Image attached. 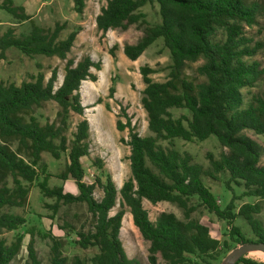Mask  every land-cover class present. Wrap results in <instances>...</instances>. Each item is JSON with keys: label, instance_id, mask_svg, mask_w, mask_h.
<instances>
[{"label": "trees", "instance_id": "trees-1", "mask_svg": "<svg viewBox=\"0 0 264 264\" xmlns=\"http://www.w3.org/2000/svg\"><path fill=\"white\" fill-rule=\"evenodd\" d=\"M87 0H73L74 9L83 14ZM158 4L161 21L150 24L142 8ZM0 8L18 21H32L28 33L17 36L9 27L0 33V58H5L14 47L33 57L57 56L66 60L62 83L57 86L58 68L51 75L39 71L32 80L20 85L0 81V229L13 231L25 225L24 215L7 210L28 204L31 186L38 182L41 192L55 203L50 205L54 213L61 204L85 203L95 219L88 231L81 230L78 243L83 248L97 247L90 259L74 256L68 263L63 253V243L52 233H44L52 239L51 264H140L129 258L120 234L129 207L135 226L150 242V264H219L222 254L230 250L228 241L211 236L208 226L192 218L195 210L190 205L197 197L206 208L227 220L230 235L237 243H264V225L255 215L261 211L258 203H244L235 212L236 197L222 207L217 197L205 184L204 176L217 179L221 173L229 175L226 184L243 187V194L264 199V164H261L264 148L247 135V130L264 135V67L259 61L248 62L264 48V41H255L245 33V26L258 23L260 4L250 0H108L96 17V26L102 34L109 30L127 29L133 24L145 26L143 36L136 43H126L124 54L137 60L156 40L162 38L170 52L171 63L165 81H155L151 74L155 69L143 65L140 72L145 83L142 105L147 113L149 135L136 131L132 118L124 111L126 121L118 119V130H129L126 143L130 146L131 176L118 191L111 175L106 181L97 177L85 181L82 158L90 156V123L84 117L81 84L85 80L96 81L92 68L101 70V61L85 55L79 61L68 54L77 39L79 29L61 38L65 23L56 22L53 28H44L33 21L24 5L13 0H3ZM218 29L225 37L216 38ZM110 54L115 56L114 47ZM203 59L197 68L201 80L192 79L186 72L189 63ZM38 67L41 65L38 64ZM262 88L244 95L243 89ZM116 91L110 87V97ZM47 101H55L59 109L56 119L42 123L34 114L36 108ZM173 109L184 112L179 116ZM80 115L73 137L68 136L72 113ZM215 135L227 149L219 158L210 154V167L194 161L192 155L181 151L176 140H205ZM125 140L124 138L122 139ZM165 143V144H164ZM16 144V147H13ZM55 159L67 155L65 168L56 175L48 170L43 153ZM52 177L74 180L78 193L67 192L63 186L49 185ZM103 191L97 199L96 188ZM121 208L111 211L118 203ZM144 200L152 204L168 201L184 210L186 220L173 212H161L155 221L149 216ZM243 216L256 239L247 238L235 225ZM27 246L28 258L24 264H42L35 249V226ZM23 245V235H17L10 243L0 237V264H12ZM236 264H264L263 261L243 256Z\"/></svg>", "mask_w": 264, "mask_h": 264}, {"label": "rangeland", "instance_id": "rangeland-1", "mask_svg": "<svg viewBox=\"0 0 264 264\" xmlns=\"http://www.w3.org/2000/svg\"><path fill=\"white\" fill-rule=\"evenodd\" d=\"M13 1L17 5H24L27 12L33 15V21L44 28H53L56 22L65 23L61 38H66L70 31L79 29L74 46L68 54L69 58L79 61L83 56L91 55L95 61H101V70L92 68L98 79L96 81L85 80L81 84L82 102L86 107L84 117L90 123V156L83 157L82 163L85 170V181L93 182L97 177L106 181L107 176L111 175L119 191L123 183L130 178L131 168L130 146L126 143L129 130H118L116 123L118 119L126 121L125 111L132 118L136 131L143 136L151 134L148 128L147 113L141 101L145 83L140 68L143 65H149L155 69V72L151 74L155 81L166 80L171 56L169 50L164 46L163 39L156 40L137 60H131L124 54L123 47L126 43H136L143 36L145 26L133 24L127 29L117 28L102 34L96 26V17L108 0H87L83 14L76 12L73 0ZM250 1H256L262 7L258 14V23L250 27L245 26V33L254 40L251 44L254 45L255 41H264V0ZM142 12L150 24L161 21L158 4H147L142 8ZM31 22L30 20L18 21L6 10L0 8V33L12 27L16 35L21 36L30 31ZM224 37V30L218 29L216 38L223 39ZM112 47H114L115 56L110 54ZM246 60L248 62L259 61L264 67V48L259 49L253 56H247ZM203 63V59L189 63L186 67L187 74L192 79L201 80L202 76L197 73V68ZM38 64L41 67H38ZM65 64L66 60L57 56L37 55L30 57L19 49L11 47L7 50L5 58H0V81L6 84L20 85L23 80H32V76L39 71L44 72L48 78L51 75V70L57 67L58 81L56 84L59 86L63 80ZM113 84H115L116 91L114 96L110 97V87ZM261 88L262 83L258 82L255 87L244 88L243 93L247 96L250 92L258 91ZM58 109L59 106L55 101H47L41 107L36 108L34 114L39 117L42 123L51 122L56 119ZM172 111L175 116L184 112L181 109H173ZM81 118L80 115L72 113L68 131L70 138L73 137V132ZM246 133L264 148V135L256 134L252 130H247ZM176 145L181 151L190 153L194 161L202 164L205 168L210 167V154L219 158L223 151H227L215 135L203 141L177 139ZM13 147L15 148L16 144H13ZM67 160L66 154L60 159H55L50 153H43V161L54 175L64 170ZM261 164H264V151ZM228 178V174L221 173L217 179L204 176V181L222 207L229 203L233 195L238 197L235 200V212H238L244 203H258L261 206V211L255 216L264 225V199L244 195L243 187L235 183H232L233 189H230L226 184ZM42 179L41 176L39 181ZM39 181H35L31 186L28 204L25 207L7 208L10 212L24 215L27 219L25 225L13 231L0 229V237L5 238L8 243L14 240L17 235H23L22 248L12 264H24L26 262L28 258L27 246L31 239L28 229L33 226L40 231V233L35 234L34 245L42 264H51L52 239L43 235L48 232L62 241L63 253L68 258V263L74 256L90 259L98 252V248H83L77 241L79 231H88L95 224V219L88 211L87 205L85 203L61 204L59 211L54 213L50 205L55 203V199L46 197L41 192L38 186ZM49 185L51 187L63 186L67 192L78 193V187L72 179L63 181L57 177H52ZM94 195L100 199L103 196L102 189L97 187ZM120 198V192H118V203L111 214H115L121 208ZM143 203L153 221L161 212H173L178 218L186 220L184 210L174 203L162 201L152 204L147 200H144ZM190 205L195 206V210L191 213L192 218L208 226L211 236L219 239L221 243L228 241L230 250L222 254L217 261L219 264H224L229 253L240 246L235 238L231 237L227 220L210 212L197 197L191 200ZM125 211L120 237L127 255L129 258L139 261L140 264H150V242L142 236L135 226L129 207L125 206ZM235 225L247 238L253 240L257 238L243 216L236 218ZM259 253V250H254L248 252L246 256L264 262L258 255Z\"/></svg>", "mask_w": 264, "mask_h": 264}, {"label": "water", "instance_id": "water-1", "mask_svg": "<svg viewBox=\"0 0 264 264\" xmlns=\"http://www.w3.org/2000/svg\"><path fill=\"white\" fill-rule=\"evenodd\" d=\"M259 250L264 252V243L261 242H248L245 244H240L239 247L235 248L229 253L224 264H236L239 259L246 256L248 252Z\"/></svg>", "mask_w": 264, "mask_h": 264}, {"label": "bare ground", "instance_id": "bare-ground-1", "mask_svg": "<svg viewBox=\"0 0 264 264\" xmlns=\"http://www.w3.org/2000/svg\"><path fill=\"white\" fill-rule=\"evenodd\" d=\"M255 252H258V251H255ZM258 255L264 260V252L263 251H260V253Z\"/></svg>", "mask_w": 264, "mask_h": 264}]
</instances>
